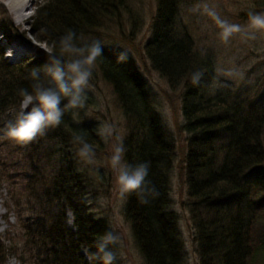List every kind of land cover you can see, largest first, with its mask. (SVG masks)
<instances>
[{"label": "trees", "instance_id": "trees-1", "mask_svg": "<svg viewBox=\"0 0 264 264\" xmlns=\"http://www.w3.org/2000/svg\"><path fill=\"white\" fill-rule=\"evenodd\" d=\"M129 2L132 0H42L33 27L42 35L39 42L47 44L51 52L40 53L36 60L8 63L0 47V181L8 176L10 167L2 156L10 142L7 128L15 125L21 111V90L33 92L32 72H39L46 82L50 54L70 58L62 44L69 33L75 34L69 43L79 47L94 42L92 36L106 20L122 28L118 13L129 10ZM156 2L153 33L144 51L152 69L173 90L184 89V130L190 135L187 206L200 264H264V103L247 108L211 90L215 65L209 55L195 50L190 32L180 26L182 0ZM136 28L133 20L132 33ZM96 73L112 87L126 121L125 165H147L142 184L126 189L124 208L144 264H183L178 219L170 209L176 145L166 135L147 82L134 62L103 50L94 62L93 76ZM87 102L85 95L84 104ZM66 104L65 99L62 106ZM12 113L15 121L8 124ZM83 114L84 107L65 108L60 125L48 128L38 136V143L29 142L26 147L36 153L46 149L47 157H55V166L50 177L29 180V193L33 195L36 186L40 187L34 197L47 211L22 224L20 264H102L96 258L98 244L111 234L110 229L92 212L99 189L87 171L79 170L72 152L99 151L104 143L96 130L79 124ZM15 204L22 208L19 200ZM66 210L73 214L72 225H68ZM18 247L15 243L9 246L0 236V264H7Z\"/></svg>", "mask_w": 264, "mask_h": 264}, {"label": "rangeland", "instance_id": "rangeland-1", "mask_svg": "<svg viewBox=\"0 0 264 264\" xmlns=\"http://www.w3.org/2000/svg\"><path fill=\"white\" fill-rule=\"evenodd\" d=\"M41 1L31 0L28 3L27 17L23 20L12 11L9 0H0V47L8 63L36 60L40 53L51 52L47 44L39 42L42 35L33 27V18ZM156 1L132 0L129 10L121 9L116 18L123 23L122 28L118 23L110 24L106 20L92 40L99 41L102 49L113 57L134 62L147 82L166 135L176 145L170 209L178 219L179 236L184 248L183 264H200L195 230L187 206L189 186L186 155L190 135L184 130V89L173 90L152 69L144 51L153 33ZM181 8L180 26L190 32L195 50L209 55L214 62V73L209 82L211 90L243 103L247 108L264 103V28L252 23L253 17H264V0H182ZM133 20L137 22L134 33L131 30ZM233 26L238 30H233L225 39V30ZM85 95L88 102L83 106L84 114L79 124L96 130L104 145L99 151H73L72 154L79 170L87 171L94 187L99 189L91 204L92 212L97 219L107 222L111 235L117 238L115 245H109L116 253L114 264H144L131 225L124 215L127 191L119 182V176L126 166L123 152L126 121L112 87L104 83L98 73L92 75ZM15 118V113H12L7 119L8 124ZM9 140L2 149V156L7 157L6 165L10 167L7 168L8 176L0 181V236L9 246L11 243L19 246L18 252L10 257L7 264H20L22 224L26 220L33 222L41 218L47 211L37 205L34 197L40 187L36 186L33 195L29 193V180L36 178L39 181L50 177L54 171L55 157H47L46 149L41 153L27 149L29 142H20L11 137ZM33 141L38 143L39 137ZM17 200L22 208L16 206ZM66 217L68 225H72L73 214L70 210H66ZM83 254L87 261L91 260L87 251Z\"/></svg>", "mask_w": 264, "mask_h": 264}, {"label": "clouds", "instance_id": "clouds-1", "mask_svg": "<svg viewBox=\"0 0 264 264\" xmlns=\"http://www.w3.org/2000/svg\"><path fill=\"white\" fill-rule=\"evenodd\" d=\"M252 23L256 27L264 28V17L255 16ZM233 30L238 28L233 26L225 30V39ZM74 36V33H69L62 38L64 51L71 54L70 58L50 54L49 62L45 66V75L48 77L46 82L41 79L39 72H32L35 81L33 92L21 90V111L15 125L8 129L9 137L20 142H31L37 136L44 135L48 128L59 126L65 108L83 107L85 91L93 75L94 62L102 55L103 49L99 41L74 46L69 43ZM65 99L67 104L62 106ZM146 175L147 165H139L136 168L125 166L119 176V182L125 189L133 190L142 184ZM116 243L117 238L109 234L98 244L96 258L101 260L102 264H114L116 253L109 250L108 246Z\"/></svg>", "mask_w": 264, "mask_h": 264}, {"label": "bare ground", "instance_id": "bare-ground-1", "mask_svg": "<svg viewBox=\"0 0 264 264\" xmlns=\"http://www.w3.org/2000/svg\"><path fill=\"white\" fill-rule=\"evenodd\" d=\"M31 0H9V4L10 7L12 9V11L15 13V15H17L18 17H20L21 19H26V15L28 12V3ZM2 215V212L0 210V216ZM14 264V263H11Z\"/></svg>", "mask_w": 264, "mask_h": 264}]
</instances>
